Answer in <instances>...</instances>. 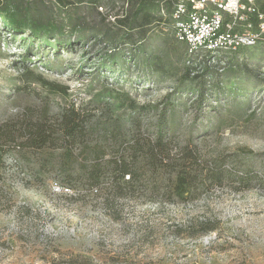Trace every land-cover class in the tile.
Returning a JSON list of instances; mask_svg holds the SVG:
<instances>
[{"label":"rangeland","instance_id":"obj_1","mask_svg":"<svg viewBox=\"0 0 264 264\" xmlns=\"http://www.w3.org/2000/svg\"><path fill=\"white\" fill-rule=\"evenodd\" d=\"M130 9L126 0H104L97 10L82 6L85 42L82 48L62 50L61 56L44 45L26 48L22 36L12 35L0 21V124L26 126L45 110L53 118L74 105L83 115L109 114L130 125L135 114L129 109L109 111L120 106V99L124 107L131 102L148 107L145 121L153 123L155 107L160 109L173 93L179 97L171 156L179 158L189 146L203 159H219L257 177L225 180L187 200L158 195L145 184L135 196L107 205L93 194H76L80 185L70 182L58 162L64 150H15L11 143H0V264H264V44L225 52L219 76L210 81L220 82L226 92L247 90L248 104L213 93L201 105L198 92H191L200 90L202 79H184L189 65L185 45L168 27H151L145 34L120 25ZM204 55L198 53L197 61ZM215 56L209 55V65L216 64ZM107 61L115 72L101 69ZM234 63L249 64L258 76L250 79L231 68ZM39 75L67 87L68 94L50 95L29 82ZM197 107L228 112L204 118ZM236 107H251L257 114L245 120L240 110L229 126V111ZM104 151L109 158L111 146ZM160 179L168 185L167 174ZM55 182L71 192L54 193ZM203 224L216 229L203 233Z\"/></svg>","mask_w":264,"mask_h":264},{"label":"trees","instance_id":"obj_2","mask_svg":"<svg viewBox=\"0 0 264 264\" xmlns=\"http://www.w3.org/2000/svg\"><path fill=\"white\" fill-rule=\"evenodd\" d=\"M126 1L127 5L131 3V9L125 11L124 18L119 21L120 25L145 34L151 27L160 29L168 27L175 36L173 13L178 0ZM103 2L104 0H0V21L12 35L22 36L26 48L35 44L44 45L53 55L61 56L62 50L73 51L78 45L82 48L85 42L79 15L82 6L97 10ZM257 4L259 11L264 14V0H258ZM183 44L188 55L187 46ZM260 44H264V37L255 46ZM246 48L250 47H240L238 50ZM223 54L225 52L215 56L216 60L213 59L216 61L215 65L208 64L213 58L209 57L210 54L204 55L198 61V54L188 55L189 65L185 68L184 79L193 82L202 79L200 90L191 92L192 94L198 92L197 97L201 105L208 99L209 94L212 96L213 93L216 97L227 93L231 100L248 104L250 94L247 90L231 89L226 92L220 82L210 83L215 76H219L218 71L222 69L219 68V62L223 61L222 56H225ZM233 59L234 57L229 62ZM111 60L114 64L116 59L113 57ZM107 63L108 61L103 63L101 68L105 72L117 70L115 66ZM235 67L240 73H247L250 79L258 76L255 69L249 67L247 63H234L231 66ZM196 69H199L198 73L193 74ZM27 74L32 72L28 71ZM29 82L41 85L50 95L65 97L68 94L67 87L49 81L42 75L33 77ZM177 97L179 96L170 93L165 97L160 109L155 107L158 113L153 123L145 121L148 107H137L134 102H131L129 107H124L123 99H120L119 107H110L109 111L129 109L135 114L130 125L121 118L109 114L101 117L94 114L83 115L74 105L63 109L54 117L52 115L53 118H49L48 110H45L41 117H31L24 124L26 126L13 122L0 124V143H11L15 150L50 148L55 151L64 150L65 153L58 162L70 182H78L80 185L76 194H93L103 198L107 205L114 204L119 199L135 196L139 187L145 184H151L152 192L158 195L187 200L198 196L199 190L206 192L215 185L222 186L225 180L255 179L257 175L252 172L245 171L240 174L233 167L226 166L222 160L203 159L197 149H189V146L180 150L179 158L171 156L170 146L177 131L174 119L176 114L174 101ZM108 102L113 105L112 101ZM203 108L205 107H197V110L204 118L212 112L218 115L228 112L220 107H206L208 111L204 112ZM236 110L233 113L229 111V126L236 121L240 110L243 111L245 120L257 114V110L251 107H236ZM30 111L33 110L28 108L26 112ZM86 140L94 141V145L87 144ZM106 146H111L109 158H106L107 154L104 151ZM77 149L80 153H75ZM1 158L2 154L0 160ZM52 160L54 159H48L47 162L52 164ZM47 162L43 163L42 167L47 165ZM164 173L168 175L167 181L170 186L169 183L162 184L160 176ZM202 226L203 233L216 229L210 224Z\"/></svg>","mask_w":264,"mask_h":264},{"label":"built area","instance_id":"obj_3","mask_svg":"<svg viewBox=\"0 0 264 264\" xmlns=\"http://www.w3.org/2000/svg\"><path fill=\"white\" fill-rule=\"evenodd\" d=\"M258 0H178L173 13L175 36L186 44L189 55H220L252 47L264 37V14ZM54 193L70 189L57 182Z\"/></svg>","mask_w":264,"mask_h":264}]
</instances>
